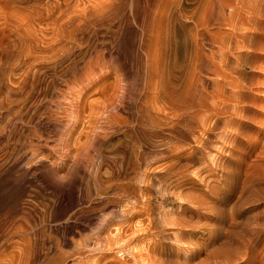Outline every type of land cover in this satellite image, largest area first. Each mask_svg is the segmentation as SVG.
Returning a JSON list of instances; mask_svg holds the SVG:
<instances>
[{"label": "rangeland", "instance_id": "374dc122", "mask_svg": "<svg viewBox=\"0 0 264 264\" xmlns=\"http://www.w3.org/2000/svg\"><path fill=\"white\" fill-rule=\"evenodd\" d=\"M214 1H205L207 11L212 12ZM261 1L259 8L253 6L261 13L255 15L261 33L254 38L260 50L240 58L236 57L239 49L230 51L235 65L232 77L253 90L255 86L264 90ZM226 2L237 4V0ZM192 3L189 9L195 19L188 17L193 12L189 11L184 17L186 29H170L173 37L169 30V50L167 56H155L158 65L155 57L145 56L137 44L128 46L125 38L116 56H106L105 70L111 73L92 86L94 94L86 93L88 101H95L106 89L104 96L109 98L116 79L115 100L121 103L122 87L134 88L131 109L121 115L139 118L154 136L134 137L130 131L119 130L101 157L80 155L75 163L68 160L65 147L86 142L80 133H85L82 129L93 117L84 107L86 113L82 110L72 138H67V123L60 119L71 102L63 99L70 105H56L55 92L73 67L86 63L87 48H73L70 54L68 42L49 43L52 33L46 37L49 30L39 31L48 28L44 24L25 23L36 29L30 31L32 39L18 13L10 10L15 14L6 21L0 14V22L5 21L0 23V264H264V113L259 106L263 103L248 92L234 98L231 94L237 88L231 84L217 89L213 79L221 78L213 72L216 46L210 40L201 44L209 12L201 11L200 0ZM224 15L223 24L211 22V30L231 31L225 24L228 9ZM41 38H47L46 44ZM197 38L201 49L192 42ZM150 63L159 71L152 70L153 78L148 75ZM256 72L261 76L256 77ZM148 83L149 89L153 87L149 101ZM201 98L206 101L205 123ZM213 103L220 107L213 108ZM234 106L239 109L235 111ZM165 136L170 137L168 143ZM34 138L43 145L35 153L29 143ZM166 230L170 237L161 238Z\"/></svg>", "mask_w": 264, "mask_h": 264}, {"label": "bare ground", "instance_id": "6f19581e", "mask_svg": "<svg viewBox=\"0 0 264 264\" xmlns=\"http://www.w3.org/2000/svg\"><path fill=\"white\" fill-rule=\"evenodd\" d=\"M192 1L193 0H0V14L2 15V17L4 18L5 21H6V19L11 20L13 14L18 13L21 20L24 19L23 24H25L27 22V23H30V25H31L33 22L36 21L42 25L44 24L43 26L45 28L48 27L47 29H41L40 28V30L39 29L38 30L40 32L42 31L43 32L42 34H44V32L46 30H49V33L47 34L46 37H48L50 35V33H52V36L48 37L49 39L46 38L47 40H50L49 43L53 42L57 46L58 43H61V41H66L69 44H71L72 48L69 49L70 54L73 52V48H80V49H83V47L87 48V50L84 52V56H87L86 59H88V60L85 59L86 63L84 65H82V67H80V65L78 67L74 65L75 67H73L71 72L68 73L67 76H65L64 82L62 83L63 87H60L59 90L56 89V90H58V92H55V93H57L58 99L56 97L53 98V99H57L56 105H61V106H63L65 104V102H63L64 104L62 103L63 99H70L71 105L66 103L70 106L66 107V108L64 107L65 110L64 111L62 110L63 113L65 111H68V112H66L64 116H61L62 118L60 119V120H62V124L67 123V125H65V126L63 125L64 128L66 127L65 133H64V131H62L65 134L64 136H66L67 138L68 137L72 138V136L70 134H71V132H73V129L76 128V123L78 122L77 118L81 115V113L83 111H85V110L88 111V109H89V114L91 113V115H90L91 119L93 117L92 120L88 121L89 125L87 124L88 126H85L87 128L82 129L83 132H85V133L83 134V133L79 132L80 134H82V136L85 135V137L87 138V139L85 138L86 142L84 140V144L82 143V145L77 146L75 148L72 146L69 147L66 145L67 148L65 147V149L67 150L66 152H68V154H69L68 160L75 163L76 158H78L80 155H86V156L90 157L91 159L94 156H100L101 157L104 153V150H103L104 146L106 145V143H108L110 138L119 130L130 131L134 137H137L140 133H144L146 135L149 133L150 136L151 135L154 136L152 131H148L149 129H146L144 127V125H142L140 123V121L138 120L139 118L137 120L136 119L130 120V119H126V117L121 115V112H127L128 109H131L130 108V100L132 99L134 101L133 98H135V97H133L135 94L134 90H133L134 88L127 87V86L122 87V92H121V96H120L122 99L121 103H119L115 100L117 86H118L117 85L118 80H116V79H115V81H113V83H111L113 86L112 87L110 86L111 87L110 92L112 93L113 96L111 95V96H109V98H106V96H104V95H106L105 94L106 89L103 90L102 92L100 91L101 94H104V95H99L97 93L99 95V97L95 101H88L87 97H86L87 96L86 93L94 94V92H92L93 90L91 91L92 86H95L94 84H96L97 80H101L102 78H106L108 76L107 74L111 73L110 71L105 70V67L108 65V63L106 66L104 65L106 63V61L108 60V59H106V56H109L108 58H110V56H116L118 53L117 51H119L117 49V47H119L120 44L123 43L125 38H127V40H128L127 41L129 44L128 46L134 48L137 44L138 48L142 50V52H143V54H145V56H153V58L155 56H167L169 47L167 48L166 46H168V44H170L169 41L171 40V39L169 41L167 40V38H168L167 34L170 31L172 33V30H170L172 28L173 29L175 28V30H176V28H178V30H176V31H179L180 28H181L180 30L185 28L184 23H186V22H184V17L187 16V13L189 11H190V13L193 11V9H191V10L189 9V6H191L193 4ZM205 1L206 0H200V9L203 13H205V10H206L205 5H204ZM260 1L261 0H237V4L234 5V4L227 3L226 0H215L212 12H209V10L208 11L206 10V12H209V16H207L208 14H206L208 24L204 28H202V32H201V36H202L201 41L202 42H201V44L203 43L205 45L206 42L208 40H210L212 45L216 46L215 47L216 49L213 50V48H212V50H213L212 53H214V57L216 60V63L215 64L213 63V65H216V66H214L215 69H213V72L214 73L216 72V75L220 76V77L217 76V78H221L220 80L219 79H213L215 85L217 86V89L218 88L221 89L223 84L227 83L229 85L231 84L232 86L234 85L237 88L236 92H234L235 91L234 90L233 94H231L234 98L242 97L243 95H245L246 92H248V94H250V95L256 94L257 102L263 103L262 105H259V106L261 107V111L263 110V113H264V93L262 92L263 89L261 90V87H260L259 88L260 90H256L258 88H257V86H255L256 89L253 90L254 88L247 87L248 86L247 84L242 83L239 79H235L236 77L235 78L232 77V74L234 73L233 69L235 68V65L230 58V56H231L230 51L232 49H239L238 52L236 53L238 55L236 57H238V58L241 57L240 55L257 54L258 51L260 50L259 47L257 46L255 40H254V38L259 33H261V26H260L259 21H258L259 18L256 19L257 16H255L256 14L258 15L260 13V11L257 12L256 10L253 9V6H257V8L260 7V4H261ZM227 9L229 10V16L225 20L226 21L225 24L231 28V31L226 32L224 34V33L217 32L216 30L215 31L211 30L212 27L210 24L212 21L223 24L224 21L222 22V20L225 17L224 14L227 12ZM10 10L14 11L15 13L9 12ZM224 11H225V13H224ZM8 12L12 13V14L8 15ZM252 13H255V14H252ZM10 15H12V16H10ZM260 15H261V13H260ZM15 16L18 17V15H14V17ZM189 16L191 17L192 20L195 19V16H196L195 12L193 11L190 15H188V17ZM18 18L15 17V19H17V20H18ZM4 20H3V22H5ZM253 20H254V22L251 24V21H253ZM0 21H1V18H0ZM3 22H0V23H3ZM20 22L22 23V21H20ZM26 25H28V27H29V24H25L24 26L26 27ZM32 25H34V24H32ZM37 25H39V24H37ZM24 26H22L23 30L25 29ZM20 27H19V29L22 31V29ZM39 27H41V26H39ZM49 27H50V29H49ZM29 28H30L29 31L27 30L28 29L27 27H26V30H24V31L25 32L26 31L33 32L34 30H36V29L33 30L31 27H29ZM34 28H36V27H34ZM24 31H23V33H25ZM4 32H5V29H4ZM31 32L29 35H31V37H32L33 34H31ZM46 32H45V34H46ZM37 34H35V35H37ZM173 34L174 33H172V37H173ZM199 35H200V32H199ZM168 36H170V35H168ZM25 37H28V34ZM37 37H38V35L36 36V38ZM174 37H175V35H174ZM43 38H44V36H43ZM43 38H41V40ZM177 38H178V35H176V39ZM29 39H30V36H29ZM32 39H35L34 35H33ZM46 39H43V40L45 41ZM27 41H29V40L27 39ZM167 41L169 42L168 44H167ZM177 41H178V39H177ZM165 42H166V44H165ZM181 42H179V43H181ZM192 42L195 43V46H197L201 49V44L198 41V38H197V40H195V42L194 41H192ZM49 43H47V45ZM173 43H175V42H172V45H174ZM179 43H178V45H179ZM45 44H46V41H45ZM175 44L177 45V42ZM52 46H53V44L51 45V48H52ZM128 46H127V51L129 49H131V48H128ZM121 47H122V45H121ZM171 48L172 47H170V49ZM52 49H54V48H52ZM52 49H51V51H52ZM177 49H178V47L176 48V50ZM172 50H173V48H172ZM127 51H126V53H127ZM131 51H133V49ZM131 51H130V53H131ZM177 51H174L176 55H177V53H176ZM121 53H122V51H121ZM171 53H172V51H171ZM178 53H179V51H178ZM231 53H232V51H231ZM197 55H199V54L197 53ZM120 56H123V55H120ZM168 56H170V54H168ZM204 56H207V55H204ZM212 57H213V55H212ZM150 58H152V57H150ZM200 58H201V55H200ZM156 59H157V57H155L154 60H156ZM205 59H206V57H205ZM200 60H203V59L201 58ZM213 60H214V58H213ZM213 60H211L210 62L212 63ZM107 62H109V61H107ZM156 62L158 65L159 61L156 60ZM153 64H154V62H153ZM206 64H209V62H205V64L203 63V65H206ZM157 65H155L154 67H157ZM153 66L151 64L150 68L148 69L149 71L151 69V71H150L151 74L149 73V71H148L149 74L147 73L149 76L152 75V78H153L152 73H154L153 71H155L153 69ZM108 67H110V66H108ZM251 67H252V65H251ZM259 68H262V67H259ZM99 70H100V73L98 75H96L97 71L99 72ZM155 73L158 74L159 71H155ZM115 74H116V72H115ZM118 75H116V76H118ZM93 76H94V78H92ZM149 76L147 78H149ZM255 76L256 77L261 76L260 72H258V73L256 72ZM162 77H163L162 81H164V76H162ZM149 79L151 80V78H149ZM202 82L203 81L201 80V83ZM258 82H260V85H262L261 81H257V83ZM204 83H205V81H204ZM258 85H259V83H258ZM213 87H214V85H213ZM56 88H58V87H56ZM108 88H109V86H108ZM152 88L149 89V83H148L147 88H146V92H145L146 98L148 97V101L151 99V98L149 99L151 94L148 95V91L152 90ZM98 91H95V93ZM107 93H108V91H107ZM51 94H53V93H51ZM202 94H204V93H202ZM72 95H74V97H72ZM108 95H109V93H108ZM163 95H165V94H163ZM163 95H162V97H163ZM49 96L50 95H48V97ZM89 96H90V94H89ZM101 96H104L105 98L103 99V97H101ZM154 96H153V98H154ZM160 96H159V98H162ZM70 97H72V98H70ZM51 98H52V96H51ZM159 98H157V99H159ZM201 100L202 101L200 102V105L204 109V112L202 114V118H203V122L205 123L206 118L208 116L206 113V109H207L206 103H205L206 101L204 102L202 98H201ZM148 101H146V102H148ZM224 101L227 102L226 99H224ZM213 104H214L213 108L215 107L216 109H218L220 107L219 103H216V104L213 103ZM68 105H66V106H68ZM48 107H47V109L50 108V107L49 108ZM52 107H54V106H52ZM84 107H85V110H83ZM61 108H63V107H61ZM233 108L235 111H237L239 109L236 106H234ZM223 109L226 110L227 105H225L223 107ZM58 110L61 111L60 107ZM213 112H216V111L214 110ZM84 113H86V111ZM59 114L61 115L60 112H59ZM49 115H50V113L47 115V118ZM51 116L54 117L55 115H51ZM133 118H135V117H133ZM64 121H66V122H64ZM22 122L23 121H21V123ZM84 123L85 122H83V124ZM39 125H41V124H39ZM80 126H82V125H80ZM83 127H84V125H83ZM83 127H81V128H83ZM79 128L77 127V129H79ZM31 131H32V129H31ZM79 131H81V130H79ZM79 135H77V136H79ZM62 136H63V134H62ZM39 137H44V136L41 134V135H39ZM36 138H34L35 139L34 142L33 141L29 142L32 145L31 147H33L32 148L33 153H35L39 147L43 146V145H41V140L36 139ZM45 138H46V136H45ZM63 138L65 139V137H63ZM59 139H61V138H59ZM75 139H78V138L75 137ZM163 140L165 143H168L170 140V137L165 136L163 138ZM66 141H67V139H66ZM47 143H45V145H47ZM42 144H44V143H42ZM73 144H75V143H73ZM76 145H79V142H78V144L76 143ZM203 145L206 146L205 141H204ZM143 153L145 154V152H143ZM68 156H67V158H68ZM63 158H64V156H63ZM11 165H13V164H11ZM68 166H69V164H68ZM61 167H64V166H61ZM65 167H67V165ZM91 169H92V167H91ZM78 182H79V180H78ZM119 182H121V181H119ZM115 184H116V180H115ZM117 184H119V183L117 182ZM111 185H113V184H111ZM115 186H117V185H115ZM122 195H124V194H122ZM116 196H117V194H116ZM169 235H171V232H168L167 230L163 231L161 238L168 237ZM180 248H182V247H180ZM138 262H140V261L138 260Z\"/></svg>", "mask_w": 264, "mask_h": 264}]
</instances>
